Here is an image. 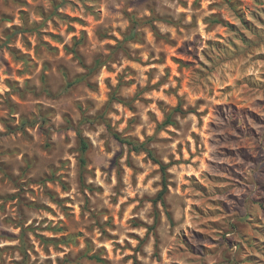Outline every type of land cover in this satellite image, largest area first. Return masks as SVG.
Returning a JSON list of instances; mask_svg holds the SVG:
<instances>
[{
  "label": "rangeland",
  "instance_id": "374dc122",
  "mask_svg": "<svg viewBox=\"0 0 264 264\" xmlns=\"http://www.w3.org/2000/svg\"><path fill=\"white\" fill-rule=\"evenodd\" d=\"M0 264H264V0H0Z\"/></svg>",
  "mask_w": 264,
  "mask_h": 264
},
{
  "label": "trees",
  "instance_id": "16d2710c",
  "mask_svg": "<svg viewBox=\"0 0 264 264\" xmlns=\"http://www.w3.org/2000/svg\"><path fill=\"white\" fill-rule=\"evenodd\" d=\"M231 6L235 8L234 3H231ZM214 21V20H211ZM74 53L77 57H80L79 52L76 51V49L74 50ZM100 62V60L98 61V63ZM90 71H92V69H90ZM184 113V109L179 105L176 108H174L168 115L167 120L165 121V124H175L176 121L173 120V116L175 113ZM79 136H80V140H81V145H82V149L83 152H85L88 148V143L86 141V139L82 136L81 131L79 130ZM114 136L121 142L129 144V145H134L136 147V149H140V148H144L145 147V143L142 144H136V142L133 139L127 138V137H123L120 133L118 132H114ZM145 150L147 151L148 155L160 166L161 172H162V177H163V189L159 191L157 197L154 199V204L156 205L159 201L166 206V201H165V196L168 192V169H169V165L164 163L160 158H158L155 153L153 152V150L149 149V148H145ZM81 162L83 165L86 164V159L83 157L81 159ZM168 215L170 217V219L172 218L170 213L168 212ZM42 239L46 242H51L54 241L52 239H47L45 237H42Z\"/></svg>",
  "mask_w": 264,
  "mask_h": 264
}]
</instances>
